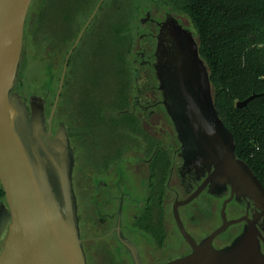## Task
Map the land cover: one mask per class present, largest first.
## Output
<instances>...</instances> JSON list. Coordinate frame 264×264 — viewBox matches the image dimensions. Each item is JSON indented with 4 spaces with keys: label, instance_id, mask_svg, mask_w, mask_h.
<instances>
[{
    "label": "water",
    "instance_id": "water-1",
    "mask_svg": "<svg viewBox=\"0 0 264 264\" xmlns=\"http://www.w3.org/2000/svg\"><path fill=\"white\" fill-rule=\"evenodd\" d=\"M32 0H0V264H87L79 232L73 188V152L64 124L54 129L69 58L103 0H99L67 51L48 117L46 100L30 95L24 101L15 86L23 60L24 30ZM150 11L145 15L149 17ZM171 42L158 35L154 70L163 104L182 142L184 166L208 171V177L185 200L173 204L177 226L191 252L164 264H264L261 233L254 221L227 220L226 205L235 195L252 200L264 216V187L248 164L235 154L230 130L213 101L208 67L192 31L170 15ZM257 94L236 102L245 106ZM213 168V169H212ZM209 184L219 193L230 186L221 206L222 224L196 242L185 231L177 206L194 199ZM246 220L243 231L228 245L216 248L212 239L227 227ZM264 231V227L262 228ZM134 264H141L135 246L119 237Z\"/></svg>",
    "mask_w": 264,
    "mask_h": 264
},
{
    "label": "trees",
    "instance_id": "trees-1",
    "mask_svg": "<svg viewBox=\"0 0 264 264\" xmlns=\"http://www.w3.org/2000/svg\"><path fill=\"white\" fill-rule=\"evenodd\" d=\"M98 1L32 0L24 45L29 37L36 41L40 57L66 55ZM155 8L180 18L194 33L199 54L208 67L215 108L232 133L235 154L264 186V0H103L69 58L53 120L62 103L70 106L80 100L87 109L81 114L92 110V121L103 118L101 122L112 123L114 130L127 125L125 130L146 132L141 120L131 117L135 114L130 102L135 57L131 60L130 56L139 32L138 15L142 9L151 12ZM93 54L97 57L95 66L81 59ZM93 81L95 86L105 83L106 95H91L89 85ZM24 86L19 81L14 90ZM252 94L257 95L245 106H236ZM101 97L106 101L95 104ZM47 106L46 101L45 113ZM74 113L71 108L75 123L70 121L77 128L79 114ZM157 161L156 157L152 160ZM161 161L165 162L163 157ZM152 168L167 171L163 165ZM0 197H4L1 184Z\"/></svg>",
    "mask_w": 264,
    "mask_h": 264
},
{
    "label": "flooded vegetation",
    "instance_id": "flooded-vegetation-1",
    "mask_svg": "<svg viewBox=\"0 0 264 264\" xmlns=\"http://www.w3.org/2000/svg\"><path fill=\"white\" fill-rule=\"evenodd\" d=\"M167 15L175 17L183 27L190 29L180 18L167 12L160 20L153 19L150 12L149 17L141 21L144 24L142 38L154 43V48L147 51L145 46L139 47L134 59L139 66L135 74L140 78V72H143L142 86L148 90L157 89L161 95V99H148L143 95L142 86L136 88L137 95L133 97L131 105V111L135 114L131 117L140 119V126L146 132L125 130L127 125H121L123 129L111 131L106 146H100L85 163L91 179L88 184L87 174H84L81 188L90 206L82 209L77 197L76 201L80 237L89 262L92 257L96 264H134L129 250L119 237L135 246L141 264H164L191 252V246L177 226L173 204L188 198L204 182L209 172L184 166L185 151L164 107L157 77L155 87L151 83L155 73L154 51L158 35H164L166 46L171 42L173 30L172 25L165 21ZM162 108L172 124L167 143L158 138L161 128L152 121ZM155 157L158 160L156 164L152 162ZM162 157L166 165L161 161ZM154 165L166 166L167 171L152 168ZM161 182H164L163 187ZM209 184L194 199L177 206L185 231L197 243L222 224L221 206L230 197L229 185L218 194H212ZM260 212L252 200L236 198L235 195L225 209L227 220L247 217L255 222L261 233L260 250L264 254V216H260ZM215 216L219 224L206 229ZM245 225L246 220L243 219L230 225L212 239V245L221 248L230 244Z\"/></svg>",
    "mask_w": 264,
    "mask_h": 264
},
{
    "label": "rangeland",
    "instance_id": "rangeland-1",
    "mask_svg": "<svg viewBox=\"0 0 264 264\" xmlns=\"http://www.w3.org/2000/svg\"><path fill=\"white\" fill-rule=\"evenodd\" d=\"M145 12L146 10L142 9L140 15H138L137 17L136 28L139 32L137 33L134 41V48H133L134 54L130 56L131 60H133V58L135 57L139 47L145 46L148 49L147 51H152L154 48V43L148 40H144L142 38L144 24L141 23V21L142 20L145 21L147 18ZM151 14H152L151 17L156 20L162 19L165 15L164 12H159L156 8L154 10H151ZM64 58H65V53L62 54L54 53L46 57H40V53L36 46V41L32 40V38L29 37L25 39V45L23 47V60L19 72V76H20L19 81H23L25 86L22 87L20 90L17 89L18 91L16 90V92L18 93L20 92V95L24 97L25 99L24 101L26 102L30 95H39L44 99L46 98L48 104V106L46 107L47 116L49 115L52 103L56 95ZM81 59L87 60V62L91 66H95L96 63L95 61H97V57L95 54H93L91 57L90 56L86 57L82 55ZM138 67L139 66L136 63L134 65V68H132L131 70L132 78L136 77V80L133 78L131 82V86H132V96H131L132 98H130L131 103L133 101V97L137 95L136 88L141 87L144 81L143 72H140L141 75L140 78L135 74V71ZM151 83L153 87H155V85L157 84L155 73L151 77ZM93 84L94 81L91 82V84L89 85V88L91 87L90 88L91 95H96V94L100 96L106 95L105 93L107 92L106 91L107 89H105L106 87L105 83L100 82L96 86ZM142 87H143L142 88L143 95L146 96L148 99H154V100H157L159 98L161 99V95L157 91V89L148 90L145 89L144 86ZM105 101L106 99L101 97L100 99L96 100L95 104L97 102L103 103ZM71 108L73 112L74 111L76 112L74 114H79L78 118L76 119L79 122V126L76 125L78 129L75 126H73V122H71L74 120L75 123L74 115L72 114L70 115ZM86 110L87 109H85V107L82 106L80 100L78 103H76V101L72 102L70 106H67L65 105V103H62L61 107L58 110L57 117L53 120L54 129L57 127V125L64 124L69 135V140L75 162L72 171L73 188H74L75 196L77 197L78 204L82 209H86L90 206V201L86 199V196L83 193L84 191L81 188V182L83 180L82 177L84 174L85 175L87 174L86 180L88 184L91 179V176H89L88 174L90 172L87 170V166L85 163L87 162V160H90L89 158L91 155L97 153V150L98 148H100V146H102V148L106 146L105 145L106 140L110 136V132L114 131V125L112 123L106 124V122H101L102 120H104L103 118H99L101 120L96 119V121H92V119L94 118L93 115L90 114L92 113V110H90V113H86L85 115L81 114L84 113V111ZM156 115L157 116L156 117L154 116L152 121L155 125L161 128L158 134V138H160L164 143H167L169 142V137L171 136L169 135V131L172 129V124L163 108L159 109ZM83 119L86 120L85 123L87 124L83 122L84 121ZM87 119L90 121L87 122ZM131 172L133 176V170H131ZM0 202L4 203V197H0ZM218 224H219V219L217 218V216H215L214 221L208 224L206 226V229L215 227ZM89 259L90 262L87 260V264L90 263L96 264L95 261L93 263L92 257H90Z\"/></svg>",
    "mask_w": 264,
    "mask_h": 264
}]
</instances>
